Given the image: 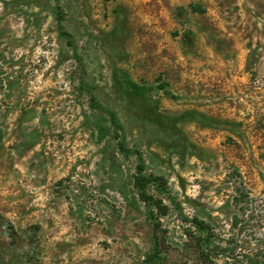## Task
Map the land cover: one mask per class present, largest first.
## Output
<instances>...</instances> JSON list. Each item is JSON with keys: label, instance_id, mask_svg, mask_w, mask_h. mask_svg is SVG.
Here are the masks:
<instances>
[{"label": "rangeland", "instance_id": "1", "mask_svg": "<svg viewBox=\"0 0 264 264\" xmlns=\"http://www.w3.org/2000/svg\"><path fill=\"white\" fill-rule=\"evenodd\" d=\"M255 263L264 0H0V264Z\"/></svg>", "mask_w": 264, "mask_h": 264}, {"label": "trees", "instance_id": "2", "mask_svg": "<svg viewBox=\"0 0 264 264\" xmlns=\"http://www.w3.org/2000/svg\"><path fill=\"white\" fill-rule=\"evenodd\" d=\"M103 1H112V0H103ZM197 7L196 6H192L191 9L194 11V12H197L195 10ZM127 85H128V88L130 89V91L137 95V96H142L144 91L146 90L144 87L142 86H138L134 83H132L131 81H127ZM110 119H111V122L114 124V126L117 128V129H121L120 125L117 123L115 117L113 114H110ZM119 150L120 152H122L123 154H126L129 152V149L125 147V145L120 142L119 143ZM135 178V186L136 188L138 189L139 191V194L142 198H146V195L145 193H143V191L145 190V186L146 184L148 183V179H146L143 175H141V173L139 172L137 174ZM152 200V199H151ZM152 207L154 209H156L157 211H162L164 212L165 211V207L164 205H161V203H158L157 202H152ZM193 223L195 224L194 227L200 231V232H203L205 230H209V228L204 224L203 221H198V220H194ZM202 256L204 257V252H202ZM256 264V263H255Z\"/></svg>", "mask_w": 264, "mask_h": 264}]
</instances>
